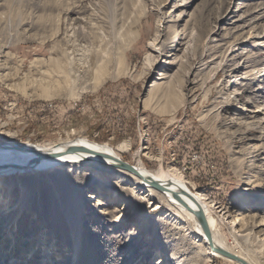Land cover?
Instances as JSON below:
<instances>
[{
  "label": "rangeland",
  "instance_id": "1",
  "mask_svg": "<svg viewBox=\"0 0 264 264\" xmlns=\"http://www.w3.org/2000/svg\"><path fill=\"white\" fill-rule=\"evenodd\" d=\"M118 55L105 75L88 67ZM78 137L127 143L126 164L181 175L226 245L264 264V0H0V144ZM171 215L115 171L12 175L0 264H238Z\"/></svg>",
  "mask_w": 264,
  "mask_h": 264
},
{
  "label": "bare ground",
  "instance_id": "2",
  "mask_svg": "<svg viewBox=\"0 0 264 264\" xmlns=\"http://www.w3.org/2000/svg\"><path fill=\"white\" fill-rule=\"evenodd\" d=\"M79 23L80 19H75L72 22L74 32L78 30ZM157 26L155 39L149 44L151 52L155 55L154 57L150 54L145 56L143 62L148 70L160 57L157 47L163 36V29H161L160 23H157ZM79 35H81V32ZM72 61H74V58L71 59ZM120 62L121 57L119 55L110 58L102 57L99 60L95 57L90 60L88 67L90 70H100L101 74L105 75L110 65L118 68ZM168 64L170 63H164V65ZM158 86V84L153 83L148 91L147 98L143 102V107L146 108L150 105L148 98L153 97L150 92ZM75 148L85 151H70ZM128 151L127 143H120L116 148H113L108 144L96 143L81 137L38 145L16 141L7 142L0 144V184L1 181L12 175L45 172L64 166H92L98 170L115 171L121 175H129L137 182L142 191H148L152 197L158 196L161 198L171 210L172 219L178 224L190 222L194 226L190 234L194 235L196 240L203 244L211 257L225 258L238 264H252L243 254L236 251L235 248L228 247L224 240L219 237L217 222L213 217L214 206L209 202V199L189 188L186 181L178 173L170 171L167 174L161 169L150 171L141 159L134 164L127 163L137 171L136 174L121 169L117 161L124 162L121 155ZM8 211L9 209L6 208L4 214ZM4 214L1 213V215ZM221 252H225L238 260L227 258Z\"/></svg>",
  "mask_w": 264,
  "mask_h": 264
},
{
  "label": "water",
  "instance_id": "3",
  "mask_svg": "<svg viewBox=\"0 0 264 264\" xmlns=\"http://www.w3.org/2000/svg\"><path fill=\"white\" fill-rule=\"evenodd\" d=\"M70 151H73V152H76V151H81V152H83V151H85V150H83V149H79V148H75V149H72V150H70ZM117 164H118V166L121 168V169H123V170H125V171H127V172H130V173H132V174H136L137 173V171L134 169V168H132L131 166H129L128 164H126V163H124V162H121V161H117ZM208 236V235H207ZM221 254L223 255V256H225V257H227V258H231V259H233V260H238L237 258H235V257H233V256H231V255H229V254H227V253H225V252H221Z\"/></svg>",
  "mask_w": 264,
  "mask_h": 264
}]
</instances>
